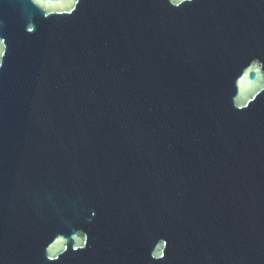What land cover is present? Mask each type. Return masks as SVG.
<instances>
[{
  "label": "water",
  "instance_id": "obj_1",
  "mask_svg": "<svg viewBox=\"0 0 264 264\" xmlns=\"http://www.w3.org/2000/svg\"><path fill=\"white\" fill-rule=\"evenodd\" d=\"M0 264H264V0H0Z\"/></svg>",
  "mask_w": 264,
  "mask_h": 264
}]
</instances>
